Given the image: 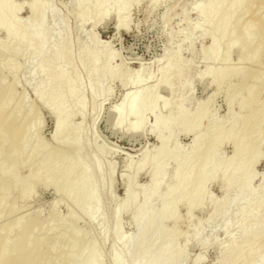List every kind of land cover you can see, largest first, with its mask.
Segmentation results:
<instances>
[{
    "label": "bare ground",
    "instance_id": "bare-ground-1",
    "mask_svg": "<svg viewBox=\"0 0 264 264\" xmlns=\"http://www.w3.org/2000/svg\"><path fill=\"white\" fill-rule=\"evenodd\" d=\"M71 1L80 27L90 23L93 29L113 18L115 30L124 31L130 27V10L141 0ZM24 8L28 14L20 18ZM194 8L198 21L183 19L188 40L196 31L210 40L201 53L208 62L204 69L192 70L194 52L189 45L192 57L183 66L181 59L166 54L157 73L143 74L139 69L127 76L124 64H114L116 54L97 41L91 28L90 39L74 50L68 19L63 14L60 26L53 24L52 16L57 14L47 0H0V31L5 33L0 39V218L11 215L0 223V264H80L77 258L89 246L85 264H106L102 246L117 233L115 223L129 207L137 220L136 230L131 236H117L120 247V241L112 237L111 264H129L130 249L144 235L153 241L136 251L132 264H179L188 257V240L181 247L177 240L188 231L174 230L171 235L169 231L179 223L180 206H185L187 215L195 208L208 209V222L219 218L226 241L218 246L222 255L216 264H264V215L257 214L264 207V171L253 186L258 178L254 164L264 151V66L258 62L264 49V0H203ZM166 14L164 25L169 20ZM233 51L236 62L230 61ZM26 52L29 60L23 58ZM28 66L29 75L38 78L30 86L35 100L26 102V90L20 84ZM6 69L13 78L4 85ZM210 70L213 84L225 88L229 102L239 98V114L231 112L218 121L208 102L193 110L186 107L191 80H205ZM234 77L241 81L233 82ZM113 82L124 92L109 108L111 129L121 128L133 136L147 130L158 144L146 149L136 163L125 161L127 170L134 167L133 176L146 170L149 179L136 191L123 173L127 199L110 213L116 199V162L105 160L114 154L92 138L87 121L91 118L94 123L102 100L112 95ZM163 91L168 95L162 96ZM42 108L53 117L49 140L42 134ZM180 133L193 135L185 147L177 143ZM224 144H230L232 152L221 157L218 152ZM170 164L174 166L169 171ZM21 167L26 168L25 174L19 173ZM212 181L222 190L216 200L208 190ZM41 185L52 186L60 200L85 211L87 226H80L79 215L73 212L62 215L54 209L46 218L29 209L23 213ZM232 216L238 217V239L231 231ZM167 220L173 223L170 230L165 227ZM198 223L192 227L195 243L206 248L215 239L201 237L204 229ZM89 235L97 242L89 241ZM159 236L164 239L153 256ZM70 256L74 263H69ZM203 260L201 254L193 258L196 263Z\"/></svg>",
    "mask_w": 264,
    "mask_h": 264
},
{
    "label": "rangeland",
    "instance_id": "rangeland-1",
    "mask_svg": "<svg viewBox=\"0 0 264 264\" xmlns=\"http://www.w3.org/2000/svg\"><path fill=\"white\" fill-rule=\"evenodd\" d=\"M27 1V0H16L17 3ZM203 0H157V4L150 2L149 0H141L139 3L132 7V9L129 12V22L130 27L126 30H120L116 31L114 26V20L113 18L107 19L106 21L101 22L98 24L95 28H91V24L87 23L84 25V27H80L78 25L75 12H76V6H73L74 2L71 0H47L50 7L53 9L52 11H56V16H52L53 24L56 26H60V19L66 16L68 19V23L70 24V30L71 35L75 45L74 50L76 47L80 48L83 44H85L91 37V31L97 38L98 42L104 43L108 45V50L110 52H114L115 59L114 64L123 63L127 73L126 75H131L135 70L141 69L143 74H146L147 72L157 73V69L163 64L166 54H172L174 58L181 59L182 66L187 61H190L189 58L191 56V52L189 49V45L192 48V51L194 52L192 60V70L195 72L204 69V67L207 65V61L201 57V53L206 48L210 40L207 38L201 31H196L191 35V38L188 40V28H187V20L183 19L184 16H187L189 23H195L198 21V16L196 9L194 6H197L200 4ZM73 2V4L71 3ZM152 3V4H151ZM75 5V4H74ZM55 9V10H54ZM75 9V10H74ZM75 12H74V11ZM58 12V13H57ZM167 13V14H166ZM28 14V10L24 8L20 11L19 16L20 18H25ZM65 16H64V15ZM73 14V15H72ZM165 14L168 15L169 20L164 25L163 17H165ZM63 16V17H62ZM62 17V18H61ZM91 28V29H90ZM91 31H90V30ZM171 34H168L167 33ZM166 32V33H165ZM5 37V33L3 31H0V39ZM54 40V38H53ZM77 45V46H76ZM231 59L230 61L236 62L237 60V52L233 51V53L230 55ZM26 60H29V53H25V56L23 57ZM203 59V61H202ZM19 61H23L22 57L19 59ZM259 64L264 66V49L261 53V57L259 58ZM205 64V65H204ZM199 68V70H198ZM30 66L26 67L25 70L21 73V86L20 89L26 90V102H29L30 100H35V95L33 88V82L38 78V75H32L29 74ZM151 70V71H150ZM81 74L85 75L84 69H80ZM212 74L213 70H210L209 73L206 75L205 80H199L197 78H193L191 80V88L190 91L187 93L186 96V107L189 110H193V108L200 103H206L210 104V110L213 113V116L218 121H222L227 119L230 116L231 112H235L236 115L239 114V98H235L232 100V102L228 101V95L225 88L217 89L215 84L212 82ZM25 78H23V77ZM12 72L8 69L4 70L2 73V83L4 85H7L12 80ZM23 78V79H22ZM25 81V83H24ZM27 81V83H26ZM233 82L238 83L241 81L239 77H234L232 79ZM32 84V85H31ZM31 86V87H30ZM112 95L109 98H105L102 100L103 104L101 105L100 112L98 114L96 113L94 118V123L91 121L92 119H88L87 125L90 126V133L93 136H95L103 145L105 150H107L109 153L114 154L110 155L105 158L107 161L116 162V169H115V182H114V188H113V197L115 199V203H112L109 208V212L111 213L115 206L118 203L124 204V202L127 199V194L125 191V186L123 183V173L125 174V180L126 183L133 187V189L136 187L146 186L147 181L149 179L146 170H143L142 172H139L136 176H133V169L125 167V161H132V163H136L139 158L143 155L144 151L146 149H152L154 146L158 144V141L153 136V134L150 131L145 130L144 134L143 132L138 135H131L127 133L125 130L119 128L116 130H112L110 127V124L108 122L109 117V108L111 105H114L117 103L122 97V94L124 92V88L117 82L112 83ZM31 88V89H30ZM162 96H167L168 92L163 91L160 93ZM262 98L264 99V93L262 95ZM103 110V111H102ZM47 110H44L42 108V116L44 120L42 134L45 139L49 140L50 135L54 132V124H53V117L51 114L49 115V112ZM150 120V117H148ZM78 121V117L75 119ZM93 123V124H92ZM207 123H204L206 125ZM94 125V126H93ZM93 131V132H92ZM94 134V135H93ZM188 135V136H187ZM184 135L182 133L178 134L177 136V143L185 147L190 142L192 138V134ZM191 137V138H190ZM222 152V153H221ZM232 152V148L230 144H224L222 147H220L219 155L221 157L229 156ZM254 171L258 178H255L253 182V186H257L259 184V177L260 174L264 171V151L254 164ZM173 164L169 165V171L173 170ZM26 168L21 167L19 170L20 174H25ZM127 177V178H126ZM129 177V178H128ZM133 177H136L133 179ZM133 179V180H132ZM128 181V182H127ZM133 183V185H131ZM211 184V185H210ZM135 185V186H134ZM138 190V189H134ZM208 190L213 197V199H219L222 195V190L220 188V185L216 181H212L208 185ZM55 192L54 188L50 185H41L38 186L36 189V192L34 193V196L32 199H29L27 201L28 206L26 209L36 211L39 214L40 218H46L50 212L55 211L58 214L67 215L69 212H73L78 214V223L82 227H86L87 223L89 222V216L87 217V214L85 211L82 212V210L79 211V208L68 200H64L61 198L60 195ZM35 197V198H34ZM215 197V198H214ZM63 199V200H62ZM140 196L138 200H140ZM123 200H125L123 202ZM112 207V208H111ZM126 208V207H125ZM55 209V210H54ZM158 209V206L156 207ZM81 212V213H80ZM178 215L180 214L179 223L176 225V227L172 230H170L173 226V223L171 220L166 221V230H170L169 233H171L174 230H186V234L177 240V246L180 247L185 244V241L188 240L187 245V255L188 257L184 260H181L179 264H216L218 261V258L222 255V253H219V247L223 244L222 242L226 241V236L224 235L223 230L219 229L220 220L219 218H215L211 221H207V214L208 209H200L195 208L192 211L191 215H187L185 206H180L178 208ZM254 212V210H253ZM257 214L260 216L264 215V207L257 212ZM186 215V217H185ZM192 216V217H191ZM9 217L11 218V215L7 216L4 215L0 218V223L6 222L9 220ZM185 218V219H184ZM234 218V219H233ZM237 216H232L230 218V224H231V231L234 237L238 239L239 233L237 230V223L238 221ZM187 219V221H186ZM232 219V220H231ZM136 219H133V208L129 207L126 209H123L121 212L119 222L115 223V228L117 233H112L111 236L115 237L116 240L118 239L120 241L122 235L124 236H131L136 230ZM88 221V222H87ZM186 221V222H185ZM198 222H201L203 225L202 228L204 230L203 233H201V237L205 238H214L213 240L216 242H213L208 247L203 248L200 245L195 243V239L193 236V229L199 224ZM188 223V224H187ZM236 223V224H235ZM187 224V225H186ZM193 224V225H192ZM168 227V228H167ZM192 229V230H190ZM190 230V231H189ZM95 232L98 233V229H95ZM203 234V235H202ZM121 237L117 238V236ZM147 236V235H146ZM208 236V237H207ZM110 237L106 244L102 246V254L103 259L106 262V264H111L110 261V250L109 248L112 247L113 244V238ZM159 242L157 244L156 250L153 253V256H155L160 247L161 243L163 241V237L159 236ZM146 238V239H145ZM95 240L92 235H89V241ZM145 239V240H144ZM113 240V241H112ZM217 240V241H216ZM96 241V240H95ZM153 240L147 239V237L142 236L137 240L135 245L132 246V248L129 251V260L127 263L131 264L133 260L135 259L136 251L142 247H147L150 245V243ZM94 241H91L90 243H93ZM97 242V241H96ZM260 242V241H259ZM120 242H118V247H120ZM218 243V244H217ZM213 245V246H212ZM110 246V247H109ZM178 246V247H179ZM216 246V247H215ZM219 246V247H218ZM91 247H87L85 251L80 255L79 258H77V261L80 264H85L86 260L88 258V254ZM111 249V248H110ZM109 251V252H108ZM107 253V254H106ZM109 253V254H108ZM197 254H201L204 256V260L202 262L196 263L193 261V258L197 256ZM131 255V259H130ZM75 257V256H74ZM152 259V258H151ZM109 260V262H108ZM69 263H74L73 256H70L68 259Z\"/></svg>",
    "mask_w": 264,
    "mask_h": 264
}]
</instances>
